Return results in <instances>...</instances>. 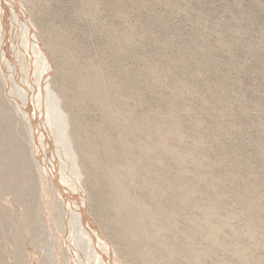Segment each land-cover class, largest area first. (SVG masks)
<instances>
[{"label": "rangeland", "instance_id": "rangeland-1", "mask_svg": "<svg viewBox=\"0 0 264 264\" xmlns=\"http://www.w3.org/2000/svg\"><path fill=\"white\" fill-rule=\"evenodd\" d=\"M9 2L0 264H264V0Z\"/></svg>", "mask_w": 264, "mask_h": 264}, {"label": "bare ground", "instance_id": "bare-ground-1", "mask_svg": "<svg viewBox=\"0 0 264 264\" xmlns=\"http://www.w3.org/2000/svg\"><path fill=\"white\" fill-rule=\"evenodd\" d=\"M7 2H9L8 0H6ZM13 0H10V4H12V5H14V3L12 2ZM19 2V1H18ZM20 7H21V9H18L17 8V11H18V13L20 14V16L22 17V19L24 20V22L26 23L27 22V24H28V27H29V31H30V35H31V37L36 41V45H37V47H38V49L40 50V54H41V59L43 60H46L47 61V59H46V57H47V51L45 50V48H44V46H43V44H42V42H41V40L39 39V37H38V35H37V33L35 32V30L34 29H31V27H30V21H29V19L27 18V9L25 8V7H23V6H21L20 5ZM19 47L24 51V56L26 57V59H28V60H30V63H29V67H30V69H31V71H33L34 70V68H36V66H35V62H32V59H33V56H32V54H31V51H30V47H29V45H28V43H27V41H19ZM45 61V62H46ZM48 62V61H47ZM49 66L47 67V68H45L44 70H43V72H42V74H41V77H40V86H42V87H45L46 86V88L47 87H49V83H50V81H51V78H52V71H51V65H50V63L48 62L47 63ZM25 85V84H24ZM42 89V88H41ZM44 89V88H43ZM32 93V92H31ZM40 94H41V92H40ZM47 102V101H46ZM43 106V105H42ZM60 107V106H59ZM41 110H42V112H43V110L44 109H40V108H37V112H39V120H40V123H41V126H42V129L39 131H36L35 133H36V135L37 134H42L43 135V132H45L46 134H47V136L51 139V140H53L52 139V134H51V132H50V128H49V126H48V124L46 123V121L45 120H43V119H45L47 116H46V111H44V114L43 113H41ZM61 110V109H60ZM61 112L63 113V111L61 110ZM38 114V113H37ZM63 115H65L64 113H63ZM37 116V117H38ZM67 128V127H66ZM57 162H60V160L59 161H57ZM52 168H53V170H52V173H53V175L55 174V169H54V167L52 166ZM55 177V176H54ZM60 183L62 184V188H63V190H64V193H68V192H70V191H68V189H67V183H66V181L62 178V177H60ZM69 188V187H68ZM75 190H79V191H81L80 189H77V188H75ZM70 195H72V196H75L76 198H77V200L79 201V206H80V208H82L83 210H85V212L83 211V213L81 212H78V210H76V209H74L73 207H70V206H68V211H69V215H75V220H76V223H77V225H76V230H75V232H77V234H78V239H81V240H83V242H85V245L87 246V248L89 249V250H91V252L93 253V255L95 254H97V249L99 250L100 248H102V246L103 245H105L106 243H101V240H100V238L102 237H100V236H98L96 233H98V234H100V231H99V228L97 229V231H95V232H93V231H89V225L91 224V223H93L94 224V221L93 220H91V219H88L87 217H88V214H87V212H86V198L84 197V194H80V195H82V196H80V195H77V194H74V193H72V192H70L69 193ZM71 226V225H70ZM90 234H92V235H90ZM93 237V238H92ZM94 239H95V241H94ZM94 243H95V245H94ZM107 245V244H106ZM108 246V245H107ZM106 246V247H107ZM101 250V249H100ZM107 250H108V252H109V249H108V247H107ZM103 253V252H102ZM110 253V252H109ZM104 254V253H103ZM94 255V256H95ZM104 257L107 259V262H108V264H111L112 263V261L110 262V255H109V257H108V255H104ZM111 260H112V257H111Z\"/></svg>", "mask_w": 264, "mask_h": 264}]
</instances>
